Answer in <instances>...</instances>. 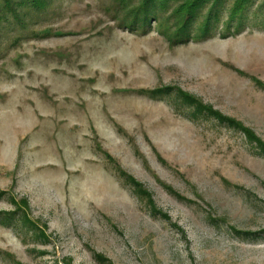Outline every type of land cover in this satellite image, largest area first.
I'll return each mask as SVG.
<instances>
[{
  "label": "rangeland",
  "instance_id": "obj_1",
  "mask_svg": "<svg viewBox=\"0 0 264 264\" xmlns=\"http://www.w3.org/2000/svg\"><path fill=\"white\" fill-rule=\"evenodd\" d=\"M261 141L264 0H0V264H264Z\"/></svg>",
  "mask_w": 264,
  "mask_h": 264
},
{
  "label": "trees",
  "instance_id": "obj_2",
  "mask_svg": "<svg viewBox=\"0 0 264 264\" xmlns=\"http://www.w3.org/2000/svg\"><path fill=\"white\" fill-rule=\"evenodd\" d=\"M237 8H239V7H237ZM249 138L250 139H252V136H250L249 135ZM254 138L256 139V137L254 136ZM257 140H259L258 138H257ZM260 141V140H259ZM262 142V141H261ZM258 143V142H257ZM262 143H264V142H262ZM260 144V148L262 149V150H264V145L263 144H261V143H259ZM260 153H263V152H260ZM44 234V233H43ZM238 234H240V233H238ZM246 236H249L250 234H245Z\"/></svg>",
  "mask_w": 264,
  "mask_h": 264
}]
</instances>
